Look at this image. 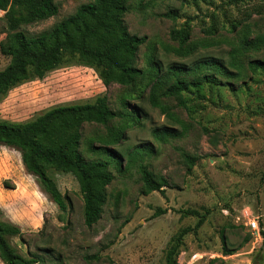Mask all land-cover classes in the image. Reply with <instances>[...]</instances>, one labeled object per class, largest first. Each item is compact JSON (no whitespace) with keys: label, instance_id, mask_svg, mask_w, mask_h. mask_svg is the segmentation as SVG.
Instances as JSON below:
<instances>
[{"label":"rangeland","instance_id":"374dc122","mask_svg":"<svg viewBox=\"0 0 264 264\" xmlns=\"http://www.w3.org/2000/svg\"><path fill=\"white\" fill-rule=\"evenodd\" d=\"M89 1L56 0L58 14L26 30L48 29ZM174 8L180 11L177 19L163 15ZM125 21L132 34L147 36L137 57L144 74L134 87L105 85L96 69L68 57L44 78L27 80L2 97L0 119L25 122L54 106L106 95L111 108L123 113L111 125L126 127V138L110 144L122 165L120 169L111 160L115 178L92 227L85 224L83 196L73 174L48 171L68 202L62 211L26 170L21 152L0 145V207L3 218L23 231L22 238L11 236L9 241L22 255L41 257L39 264H165L177 236L199 219L184 211L197 209L206 213V220L183 236L179 264H264V66L252 70L248 64L264 61V44L259 49L244 45L245 36L264 34V0H131ZM187 21L189 44L195 46L181 56L170 32ZM2 24L0 20V34ZM151 56L162 65L159 75L172 63L192 65L212 56L230 68L229 73L202 69L215 73L221 83L190 85L182 94L186 106L179 97L160 96L164 111L150 101L155 81ZM9 61L0 52V69ZM183 76L193 80L197 73ZM162 79L167 87L176 77ZM133 110L140 116L137 123L127 114ZM163 127L179 135L156 136L154 130ZM81 131L87 158L110 159L90 148L104 144L106 126L86 123ZM136 146L150 151L135 154ZM187 155L197 159L190 171ZM142 166L166 177L170 186L143 194ZM253 217L259 231L248 226ZM222 232L235 251L231 255L223 254ZM0 264L5 263L0 259Z\"/></svg>","mask_w":264,"mask_h":264},{"label":"trees","instance_id":"16d2710c","mask_svg":"<svg viewBox=\"0 0 264 264\" xmlns=\"http://www.w3.org/2000/svg\"><path fill=\"white\" fill-rule=\"evenodd\" d=\"M130 1L91 0L81 4L74 13L52 27L30 32L26 30L27 26L58 14L59 5L56 0H0V10L4 11L0 17L3 22L0 52L10 58L9 63L0 69V101L19 84L33 78H44L46 73L64 64L68 57L96 69L105 85L117 83L134 87L144 74V70L137 66V57L140 47L147 41V36L129 31L125 15L130 9ZM163 15L177 19L180 11L174 8ZM190 36L189 21L171 30L170 38L179 43L175 50L177 54L187 56L194 50L195 45L189 44ZM263 44L264 34L244 38L246 48L259 49ZM248 64L250 69L258 70L264 66V61L255 59ZM150 67V71L155 74L150 101L153 106L164 111L167 109L160 104V96L179 97L180 104L186 106L182 94L190 85L221 83L215 73L202 72V69L213 68L229 73L230 68L213 56L201 58L192 65L172 63L162 75H159L162 71L161 63L151 56ZM192 73H197L193 80L183 76ZM173 76L176 79L164 87L162 78ZM127 114L134 123L140 119L135 110ZM120 115L122 117L123 113L111 108L108 97L102 95L94 102L54 106L25 122L0 119V145L13 147L21 152L26 170L38 178L41 188L62 211L68 209V202L48 171L54 169L73 174L79 182L83 196L85 224L92 227L102 216L108 200L107 187L115 178L110 169L111 160L118 161L121 169V155L110 146L126 138V127L111 125V121ZM86 123H99L108 128V134L103 139L104 144L98 147L91 145L90 148L109 156L110 159H91L83 154L81 129ZM154 134L162 139L179 135L172 127L158 128L154 130ZM149 151L150 148L146 146H136L134 149L135 154ZM186 160L190 171L197 159L187 155ZM141 177L143 194L164 191V187L170 186L166 177L156 176L146 166L141 167ZM184 213L198 216L199 219L193 228L183 229L177 236V241L167 251L165 264H179L177 257L183 236L198 229L206 220V213L201 215L197 209H187ZM3 216L4 211L0 207V259L5 264H39L41 257H26L11 244L8 238H22L23 231L18 224L5 220ZM222 240L223 254H233L235 251L228 247L223 232Z\"/></svg>","mask_w":264,"mask_h":264},{"label":"built area","instance_id":"2783aa9c","mask_svg":"<svg viewBox=\"0 0 264 264\" xmlns=\"http://www.w3.org/2000/svg\"><path fill=\"white\" fill-rule=\"evenodd\" d=\"M248 226L252 229V230H260V225L258 222L257 217H253L249 222H248Z\"/></svg>","mask_w":264,"mask_h":264}]
</instances>
